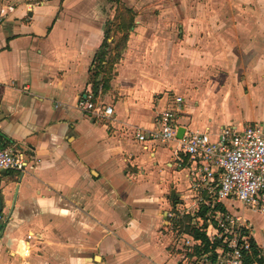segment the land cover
Returning a JSON list of instances; mask_svg holds the SVG:
<instances>
[{
  "label": "crops",
  "instance_id": "1",
  "mask_svg": "<svg viewBox=\"0 0 264 264\" xmlns=\"http://www.w3.org/2000/svg\"><path fill=\"white\" fill-rule=\"evenodd\" d=\"M123 7L125 48L95 94L93 56L106 31L111 61ZM0 18V139L28 161L0 170V264H200L225 249L224 215L264 264V213L198 193L176 140L136 135L178 105L181 134L264 129V0H0ZM89 92L112 113L84 111Z\"/></svg>",
  "mask_w": 264,
  "mask_h": 264
},
{
  "label": "built area",
  "instance_id": "2",
  "mask_svg": "<svg viewBox=\"0 0 264 264\" xmlns=\"http://www.w3.org/2000/svg\"><path fill=\"white\" fill-rule=\"evenodd\" d=\"M175 99L181 102L182 97ZM78 104L96 117L112 113L110 105L102 109L95 105L91 92L80 98ZM181 110L180 105L164 110L159 116V127L148 133L137 132V138L161 142L176 140L181 151L187 155L184 167L188 169L191 188L198 193L205 190L216 196L217 200L234 197L242 204L264 213V129L259 125L240 128L226 125L212 136L206 130L186 128L180 136H176V116ZM27 165L23 152L0 139V170L24 171ZM4 220L5 216L0 211V222ZM243 228V223L236 216L224 215L219 218L217 231L224 238L225 249L217 255V259L205 256L200 264H244V254L250 252L252 247ZM31 238L32 234L26 235L27 241Z\"/></svg>",
  "mask_w": 264,
  "mask_h": 264
},
{
  "label": "trees",
  "instance_id": "3",
  "mask_svg": "<svg viewBox=\"0 0 264 264\" xmlns=\"http://www.w3.org/2000/svg\"><path fill=\"white\" fill-rule=\"evenodd\" d=\"M116 19H120V22L116 24V27L118 29H123L122 35L119 37L118 41L115 43L114 46V53L111 58V61H106V56L109 52V43L107 41L108 38V32L105 31V38L103 39L101 45L99 48L96 50L94 56H93V62H92V67L90 68V75L89 77L91 78L93 82V88H94V93L96 94L98 87L101 84V88L104 89L107 87V82L109 79V72L110 69L113 65V62L119 58L121 52L125 48L127 36H128V31L129 28L132 25L133 21V12L126 7H123L122 11H118L115 14ZM123 22V23H122ZM103 74V82H100L98 80V76ZM224 209V208H223ZM251 245L253 249L255 250L254 253L250 256H245L244 261L245 264H252L254 260H257L259 262H262L261 258H256V247L254 245V241L251 240ZM204 250H208V242L207 240H204Z\"/></svg>",
  "mask_w": 264,
  "mask_h": 264
},
{
  "label": "rangeland",
  "instance_id": "4",
  "mask_svg": "<svg viewBox=\"0 0 264 264\" xmlns=\"http://www.w3.org/2000/svg\"><path fill=\"white\" fill-rule=\"evenodd\" d=\"M190 203H191V202H190ZM190 203H188V204H190ZM237 204H238V208L236 207ZM237 204L231 206L232 209H235V210H238V211H243L241 205H240L239 203H237ZM229 205H230V204H229ZM193 208H195V205H192V204H191V207H190V208L188 207V209H189L190 211L194 210ZM244 211H245V213H246V216H247L250 220L253 221V223H254V224H253L254 229H257V230H258V225H259V223L261 224L262 221H263V215L259 214L258 212L254 211V210H252V209H249V208H248V209L245 208ZM257 230H256V231H257Z\"/></svg>",
  "mask_w": 264,
  "mask_h": 264
},
{
  "label": "water",
  "instance_id": "5",
  "mask_svg": "<svg viewBox=\"0 0 264 264\" xmlns=\"http://www.w3.org/2000/svg\"><path fill=\"white\" fill-rule=\"evenodd\" d=\"M181 131H182L181 129L178 130L177 136H180L181 135Z\"/></svg>",
  "mask_w": 264,
  "mask_h": 264
},
{
  "label": "bare ground",
  "instance_id": "6",
  "mask_svg": "<svg viewBox=\"0 0 264 264\" xmlns=\"http://www.w3.org/2000/svg\"><path fill=\"white\" fill-rule=\"evenodd\" d=\"M26 252H27V249L25 248V251H24V249H23V254H26Z\"/></svg>",
  "mask_w": 264,
  "mask_h": 264
}]
</instances>
